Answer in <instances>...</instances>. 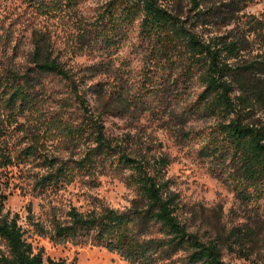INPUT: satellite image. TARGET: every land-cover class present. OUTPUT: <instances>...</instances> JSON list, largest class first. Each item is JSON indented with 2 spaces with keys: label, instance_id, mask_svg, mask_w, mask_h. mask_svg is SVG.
<instances>
[{
  "label": "trees",
  "instance_id": "16d2710c",
  "mask_svg": "<svg viewBox=\"0 0 264 264\" xmlns=\"http://www.w3.org/2000/svg\"><path fill=\"white\" fill-rule=\"evenodd\" d=\"M29 1L47 16L74 11L80 2ZM256 1L108 0L92 23L76 26L78 51L100 46L110 53L138 25L139 36L148 42L150 66L174 72L175 86L199 85L195 100L184 104L181 113L171 115L181 129L177 138L190 139L185 127L191 117L214 120L203 151L228 172L236 196L248 204L264 195V10L259 14L248 11ZM36 50L38 54L42 50L39 43ZM85 71L91 74L74 73L45 56L37 60V76H13L12 88L0 99V175L7 176L15 166L11 136L17 117L33 108L39 78L51 74L69 82L82 111L79 126L66 125L70 137L81 139L86 133L92 144L79 160H44L49 171L36 181V191H57L79 176H94L112 168L125 175L136 198L123 210L103 201L86 212L72 207L64 220L54 215L49 227L32 222L35 232L56 243L105 248L130 264H230L220 245L205 242L181 220L179 195L167 177L170 159L132 155L111 142L105 124L90 106V97L100 94L98 85L89 81L100 70L94 66ZM21 154L25 158L38 156L31 146ZM6 201V196L0 195V239L8 251L0 264H76L45 259L42 251H36L25 237L20 215L6 211ZM242 233L238 229L233 236Z\"/></svg>",
  "mask_w": 264,
  "mask_h": 264
},
{
  "label": "rangeland",
  "instance_id": "374dc122",
  "mask_svg": "<svg viewBox=\"0 0 264 264\" xmlns=\"http://www.w3.org/2000/svg\"><path fill=\"white\" fill-rule=\"evenodd\" d=\"M108 0H80L74 11L61 15H42L29 0H0V99L10 91L14 75L37 76V60L50 56L67 69L81 75L97 66L91 85H98L90 97L92 113L106 126L113 144L130 154L149 158L166 157L171 163L167 177L181 202L180 218L189 231L205 242H216L230 264H264V195L251 204L237 196L228 172L216 165L203 151L209 142L214 120L191 117L185 132L191 137L177 138L180 127L171 119L192 103L200 87L173 84L174 72L150 66L148 42L139 36V26L130 29L121 46L110 53L100 46L78 51L77 24L92 23ZM264 0H257L248 11L259 14ZM42 48L39 54L36 47ZM35 105L17 117L11 145L17 159L8 175H0V195L6 196V211L19 214L25 237L45 259L76 264H130L115 253L91 244L53 242L39 236L32 222L49 227L54 215L62 220L70 208L90 210L99 201L114 209L130 207L136 193L124 174L108 168L94 176H79L57 191H36V181L49 170L44 160H79L91 146L90 136L70 137L66 125L79 126L82 111L67 80L45 74L34 89ZM189 116V115H187ZM73 142H71V139ZM34 147L35 158L21 152ZM209 152V151H208ZM31 209V213H30ZM242 229L239 237L233 233ZM249 229L252 232L246 233ZM0 239V258L7 254Z\"/></svg>",
  "mask_w": 264,
  "mask_h": 264
}]
</instances>
